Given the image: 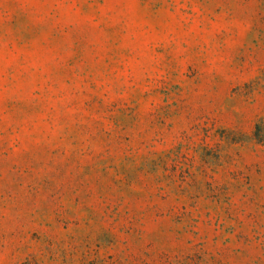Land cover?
<instances>
[{
    "label": "rangeland",
    "instance_id": "374dc122",
    "mask_svg": "<svg viewBox=\"0 0 264 264\" xmlns=\"http://www.w3.org/2000/svg\"><path fill=\"white\" fill-rule=\"evenodd\" d=\"M0 264H264V0H0Z\"/></svg>",
    "mask_w": 264,
    "mask_h": 264
}]
</instances>
